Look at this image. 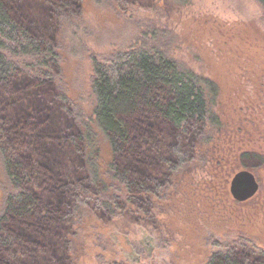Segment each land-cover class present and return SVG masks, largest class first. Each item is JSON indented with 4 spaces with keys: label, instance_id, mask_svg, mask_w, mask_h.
Segmentation results:
<instances>
[{
    "label": "rangeland",
    "instance_id": "rangeland-1",
    "mask_svg": "<svg viewBox=\"0 0 264 264\" xmlns=\"http://www.w3.org/2000/svg\"><path fill=\"white\" fill-rule=\"evenodd\" d=\"M121 2L82 0L81 7L80 0L72 1L81 10L56 34L61 56L53 69V80H47L52 107L29 96L33 107L21 117L24 133L11 138L30 167L27 188L41 203L48 199L56 206L65 203L64 209L43 213L37 225H16L18 238L28 247L31 264H207L213 253L242 239L257 249L238 246L235 253L251 262L260 261L259 251L264 252L263 7L256 0H151L147 5ZM153 30L159 38L156 48L216 86L210 107L220 124L205 127L199 140L197 136L190 140L186 132L184 141V135L152 112L133 120L132 133L140 128L141 134L133 152L123 159L117 155V164L148 187L163 188L157 195L138 193L134 188V208L118 200V207L112 205L108 210L101 205L102 195L110 197L118 192L112 189L106 193L98 182L88 178L81 150L75 165L64 163L61 154L69 144L61 140L68 132L61 138L52 129L59 118L54 103L66 97L72 116L65 103L64 110L75 125L84 131L83 123L89 124L96 148L91 152L101 166L99 179L108 182L111 176L106 170L112 151L93 120V62L104 63L132 45L142 46V33L145 36ZM47 37L54 40L53 29ZM145 38L144 42L153 43L151 34ZM25 61L32 62L29 57ZM18 78L20 83L25 79L30 85L36 79L24 73ZM68 126L67 119L63 127ZM200 126H195L194 133L203 132ZM13 130L14 125L8 126V132ZM177 147L194 156L171 175ZM243 152L259 158L244 159L245 167L240 158ZM87 154L90 156L88 149ZM75 166L77 178L73 177ZM242 169L255 175L259 190L250 200L238 203L230 195L229 185ZM79 183L84 184L91 199L80 206L78 217L73 214L69 220L66 206L69 198L72 201L71 185ZM119 189L128 197L121 184ZM10 190L0 160V212ZM137 209L142 211L136 213ZM65 245L71 257L63 252ZM4 252L6 257H0V264L5 260L16 264L7 258L12 254Z\"/></svg>",
    "mask_w": 264,
    "mask_h": 264
},
{
    "label": "trees",
    "instance_id": "trees-1",
    "mask_svg": "<svg viewBox=\"0 0 264 264\" xmlns=\"http://www.w3.org/2000/svg\"><path fill=\"white\" fill-rule=\"evenodd\" d=\"M72 1L0 0V160L11 188L5 195L0 212V257H6V252H4L6 250L12 254L7 258L14 260L16 264H31L27 255L28 247L23 245L22 238H18L16 225L20 222L37 225L43 219L41 217L43 213L48 215L56 208L58 210L63 208L65 204L62 202L56 206L50 199L46 203H41L39 197L27 188V181L30 179L27 168L30 169V167L27 166V160L22 157L20 148L11 138L17 137V134L21 132L24 133L20 128L22 126L21 117L32 112L33 107L29 104V96L33 95L38 100H42L47 107L53 102L48 81L53 80L52 72L61 56L58 52L60 42L56 34L61 27L64 30V22L78 15L82 7V0H80V9L72 5ZM123 1L140 5H147L151 2V0H122L121 4ZM256 1L264 9V0ZM117 4L121 7V4ZM52 29L55 33L53 41L47 37ZM156 33L153 30L145 34L146 37L151 34L153 40V43H149L151 46L147 41L144 42L146 38L142 33V43L144 42L140 44L142 46L132 45L125 51L114 54L104 63L93 62L92 90L95 96V106L92 110L93 120L98 131L106 137L112 151V161L106 170V174L111 176L107 179L108 182L105 183L99 179L101 166L98 162L99 158L95 161L94 152H91V149L95 148L92 142L95 135L89 124L83 123L84 131L75 125L64 110L65 103L72 116L66 97H60V101L56 100L54 103L59 118L55 126L52 125V129H56V134L61 138L68 132L67 136L61 140L62 143L69 144V147H66L61 154L64 163L71 162L75 165L81 150L88 178L90 176L93 181L98 182L102 186L101 190L106 193H110L112 189L118 192L110 197L102 195L101 205L108 210L113 208L112 205L117 206L118 200L132 206V199L134 195H137L133 192L134 188L139 190L138 193L153 195H157L163 188V185L148 187L136 176H128L130 172L123 171L117 164V155L123 159L125 154L133 152L134 143L141 134L140 128L135 134L132 133L133 120L147 112H152L170 128H176V133L184 135V141L187 138L186 132L190 135V140L195 139L196 136L199 140L205 127L207 128L212 123L220 124L219 117L212 112L210 107V104L215 101L216 86L194 73L193 70L181 67L164 50L156 48L155 41H159ZM26 57L31 58L32 62L27 63ZM26 67H30L33 73ZM20 73L31 75L38 80L35 79L31 85L25 79L20 83L18 78ZM67 119L69 126L63 127V122ZM10 125H14V130L8 132ZM198 125H201L202 133H194L197 129L195 126ZM30 142L34 144L33 140ZM56 143L58 144L59 141ZM180 147L176 148L177 158L171 168V175L178 168L188 164L194 156L182 152ZM87 149L90 156L87 154ZM186 149L189 148L186 147ZM65 155L69 158L67 159ZM254 157L259 158L257 154L244 152L240 156L245 167L244 159ZM75 167L73 177L77 178V166ZM120 184L128 197L122 196L121 189H119ZM71 186L72 201L70 202L69 198L66 206L69 220L73 214L74 217H78L80 206H85L86 202L91 199L84 184H72ZM55 197L56 195L52 194V198L55 199ZM107 200L111 203H107ZM134 211L138 213L142 209ZM150 213L142 212L144 215H150ZM242 240L213 253L207 264H264L263 251H259L260 261L255 259L254 262L235 253L234 247L238 246H245L243 247L245 250L248 249L247 247L257 249L248 243H243ZM71 244L74 251V242L71 241ZM64 247L63 252L66 256L69 252L70 256L69 249L67 250L66 245ZM37 256L44 255L38 254ZM3 264L8 263L5 260Z\"/></svg>",
    "mask_w": 264,
    "mask_h": 264
},
{
    "label": "water",
    "instance_id": "water-1",
    "mask_svg": "<svg viewBox=\"0 0 264 264\" xmlns=\"http://www.w3.org/2000/svg\"><path fill=\"white\" fill-rule=\"evenodd\" d=\"M259 190V183L255 175L247 169L236 172L230 180L229 193L237 202H244Z\"/></svg>",
    "mask_w": 264,
    "mask_h": 264
},
{
    "label": "flooded vegetation",
    "instance_id": "flooded-vegetation-1",
    "mask_svg": "<svg viewBox=\"0 0 264 264\" xmlns=\"http://www.w3.org/2000/svg\"><path fill=\"white\" fill-rule=\"evenodd\" d=\"M251 199V198H250ZM250 199H248V200H250ZM248 200H246V201H248ZM246 201H244V202H238V203H245Z\"/></svg>",
    "mask_w": 264,
    "mask_h": 264
}]
</instances>
